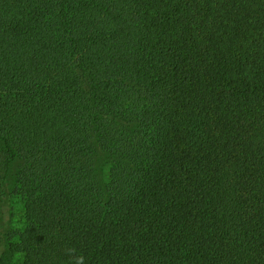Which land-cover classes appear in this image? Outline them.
I'll return each instance as SVG.
<instances>
[{
	"label": "trees",
	"instance_id": "trees-1",
	"mask_svg": "<svg viewBox=\"0 0 264 264\" xmlns=\"http://www.w3.org/2000/svg\"><path fill=\"white\" fill-rule=\"evenodd\" d=\"M79 257L264 264V0H0V264Z\"/></svg>",
	"mask_w": 264,
	"mask_h": 264
},
{
	"label": "rangeland",
	"instance_id": "rangeland-1",
	"mask_svg": "<svg viewBox=\"0 0 264 264\" xmlns=\"http://www.w3.org/2000/svg\"><path fill=\"white\" fill-rule=\"evenodd\" d=\"M19 221H20V213L19 212H15V214L12 217V220L9 222V225L11 227L17 226L19 224Z\"/></svg>",
	"mask_w": 264,
	"mask_h": 264
},
{
	"label": "clouds",
	"instance_id": "clouds-1",
	"mask_svg": "<svg viewBox=\"0 0 264 264\" xmlns=\"http://www.w3.org/2000/svg\"><path fill=\"white\" fill-rule=\"evenodd\" d=\"M78 264H83V257L78 258Z\"/></svg>",
	"mask_w": 264,
	"mask_h": 264
}]
</instances>
